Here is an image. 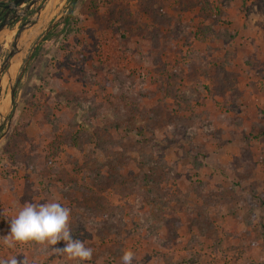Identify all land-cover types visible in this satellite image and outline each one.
<instances>
[{
  "label": "rangeland",
  "instance_id": "obj_1",
  "mask_svg": "<svg viewBox=\"0 0 264 264\" xmlns=\"http://www.w3.org/2000/svg\"><path fill=\"white\" fill-rule=\"evenodd\" d=\"M47 4L14 98L4 82L0 237L26 202L55 198L93 249L85 264L124 250L133 264H264V0ZM17 32L0 37V63ZM9 256L73 264L0 240Z\"/></svg>",
  "mask_w": 264,
  "mask_h": 264
},
{
  "label": "clouds",
  "instance_id": "obj_2",
  "mask_svg": "<svg viewBox=\"0 0 264 264\" xmlns=\"http://www.w3.org/2000/svg\"><path fill=\"white\" fill-rule=\"evenodd\" d=\"M9 220L8 235L0 237L4 247L15 249L18 246L37 245L41 251L59 253L73 264H85L93 257V249L85 242L74 239L71 229V209L55 198L43 203L26 202L18 213ZM63 242V247H57ZM136 260L132 250H124L121 264H133ZM0 264H27L16 256L0 258Z\"/></svg>",
  "mask_w": 264,
  "mask_h": 264
},
{
  "label": "water",
  "instance_id": "obj_3",
  "mask_svg": "<svg viewBox=\"0 0 264 264\" xmlns=\"http://www.w3.org/2000/svg\"><path fill=\"white\" fill-rule=\"evenodd\" d=\"M51 1L54 0H8L7 2H0V7L3 6V12L5 13L4 20L0 21V37L3 36L8 31H13L18 29V32L16 34L14 43L12 45V49L10 50L9 54L7 55L6 59L3 61V63H0V104L3 103L5 100L3 98V90H4V82L7 79V77L11 78L10 85L12 88V96L14 98L16 87L18 83L20 82L23 72L25 71L30 59L33 56L34 49L30 53L24 67L22 74L19 76L18 81L15 85H13V75L14 72L12 71V68L18 64L17 57L19 54L24 53L25 54V48L26 46L31 42L32 36L25 37V32L35 26H37L40 21L41 17L44 14L45 10L47 9L48 4ZM35 10V11H34ZM34 11L32 15H29L30 12ZM29 17V21L26 23L20 25L19 27H12L14 22H17L18 24L23 21V18ZM56 22L45 31V34L42 36V38L38 41H43L46 37V35L53 29ZM3 41V40H2ZM0 39V43L2 42ZM1 49V45H0ZM5 96V95H4ZM3 109V108H2ZM2 109H0V115L1 118L4 120V113L2 112ZM4 136V135H3ZM1 136V139L3 138Z\"/></svg>",
  "mask_w": 264,
  "mask_h": 264
},
{
  "label": "trees",
  "instance_id": "obj_4",
  "mask_svg": "<svg viewBox=\"0 0 264 264\" xmlns=\"http://www.w3.org/2000/svg\"><path fill=\"white\" fill-rule=\"evenodd\" d=\"M69 17L71 18H68V20L66 21L67 22V28H66V32L69 31V26H70V22H71V19L73 18V15H70ZM208 29H210L211 31L207 32L206 34L209 35L210 33H213V36L215 35V31H214V27L211 26V27H208ZM220 38L222 39V44L226 45V43L230 40V39H233L235 36L232 35L231 33H229L228 31H224V32H219L218 33ZM144 218H145V221H148V219H150V217H148L147 215H144ZM91 219V222L90 223H94V220H93V217L90 218ZM145 221H143L145 223ZM144 226V224H143Z\"/></svg>",
  "mask_w": 264,
  "mask_h": 264
},
{
  "label": "flooded vegetation",
  "instance_id": "obj_5",
  "mask_svg": "<svg viewBox=\"0 0 264 264\" xmlns=\"http://www.w3.org/2000/svg\"><path fill=\"white\" fill-rule=\"evenodd\" d=\"M6 1H7V0H6ZM2 2H3V1H2ZM2 2H1V3H2ZM4 2H5V1H4ZM33 12H34V11L30 12L29 15H32ZM5 13H6V11L3 12V6L0 7V21H1V20H4V18H5V16H4ZM27 21H29V17L23 18V21L20 22V25L26 23ZM16 23H17V22H14L13 25H15ZM26 61H27V59L24 60L25 63H26ZM3 138H4V137H3ZM0 140H1V136H0Z\"/></svg>",
  "mask_w": 264,
  "mask_h": 264
},
{
  "label": "crops",
  "instance_id": "obj_6",
  "mask_svg": "<svg viewBox=\"0 0 264 264\" xmlns=\"http://www.w3.org/2000/svg\"><path fill=\"white\" fill-rule=\"evenodd\" d=\"M4 137V136H3ZM1 142V141H0ZM0 167H2L1 163H0ZM3 177V176H2ZM4 178V177H3Z\"/></svg>",
  "mask_w": 264,
  "mask_h": 264
},
{
  "label": "bare ground",
  "instance_id": "obj_7",
  "mask_svg": "<svg viewBox=\"0 0 264 264\" xmlns=\"http://www.w3.org/2000/svg\"><path fill=\"white\" fill-rule=\"evenodd\" d=\"M42 21V20H41ZM9 100V99H8Z\"/></svg>",
  "mask_w": 264,
  "mask_h": 264
}]
</instances>
